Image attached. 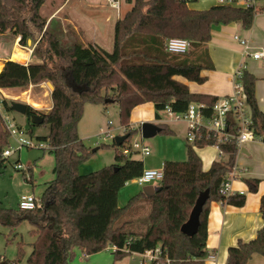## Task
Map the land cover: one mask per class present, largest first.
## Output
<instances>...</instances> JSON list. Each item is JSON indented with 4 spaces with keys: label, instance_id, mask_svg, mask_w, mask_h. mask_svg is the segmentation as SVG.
<instances>
[{
    "label": "trees",
    "instance_id": "1",
    "mask_svg": "<svg viewBox=\"0 0 264 264\" xmlns=\"http://www.w3.org/2000/svg\"><path fill=\"white\" fill-rule=\"evenodd\" d=\"M46 1L0 0V37L10 33L28 45V41H35L44 32L41 45L34 51L40 62H17L21 51L16 50L14 61H6L0 72V89L26 90L45 82L53 85L51 110L42 112L28 105L26 117L31 137L38 126H49V134L36 140L48 143V151L55 158V179L47 183L40 207L35 211L0 207V223L16 233L25 219L33 222L30 235L34 241L29 244L27 264H70L76 249L90 256L107 247L114 252L116 261L160 247L161 256L143 264H205L209 255L206 241L210 205L221 202L242 207L246 203L244 194L225 196L221 192L236 164V143L222 145L226 155L205 171L194 147L213 146L216 137L201 131L194 144H187L185 161L164 163L161 188L152 197L140 193L120 208L121 189L145 171L143 162L122 154V148L140 130L130 126L131 113L140 104H155L157 120L167 106L182 114L192 103H205L208 107L215 104L216 97L192 94L176 78L203 83L206 78L202 72L213 69L206 49L213 26L238 22L249 29L258 11L256 5L218 4L194 10L189 4L196 0H127L132 4L131 10L115 22L114 47L107 51L77 40L65 45L41 15ZM261 1L264 0H255ZM169 38L188 39L190 49L181 55L168 52ZM241 81L252 111V129L264 140V111L255 96L257 78L244 70ZM108 99L119 105V122L128 140L119 147L115 142L112 145L116 154L114 164L82 175L79 168L92 154L78 136L84 105H104ZM11 104L5 99L4 109L13 111ZM35 115L44 118L42 125L33 124ZM159 126V134H173L168 125ZM9 138L0 115L1 166L7 160L3 153L10 145ZM246 182L251 191L257 190L258 180ZM205 192L207 202L196 234L186 235L181 228ZM142 201L148 204H141ZM260 213L263 226L256 237L231 247L227 264H248L255 255L264 258V196ZM25 244L23 240L17 243L18 255L24 253ZM1 264L10 261L4 259Z\"/></svg>",
    "mask_w": 264,
    "mask_h": 264
},
{
    "label": "rangeland",
    "instance_id": "2",
    "mask_svg": "<svg viewBox=\"0 0 264 264\" xmlns=\"http://www.w3.org/2000/svg\"><path fill=\"white\" fill-rule=\"evenodd\" d=\"M197 1L190 4L193 9H196L195 4ZM65 2L66 0H47L41 8V15L47 21L46 26L48 27L49 24L51 26L50 31L57 34L65 45L77 40L86 45L101 44L107 51H112L114 47L115 22L123 18L131 10L132 4H129L127 0H123L122 9L119 13L117 10L114 11L109 7L107 0H72L68 10L71 9L70 11H74L76 14L78 11V6L76 5L84 2L81 4L82 8H80V11L86 13L88 16L85 18L80 16V19L76 18L75 21L77 20V23L73 24V26L71 23H63L62 20L67 17L73 19V14L70 11L66 10L57 15L58 6ZM86 2L95 4L92 7H88ZM51 16L52 18L50 19ZM43 34L44 32L39 34L35 41H28V45H23L20 42V38H14L10 33L2 35L0 37V57L13 58L16 50H20L22 55L19 56V60L16 59L18 62H23L22 64L27 63L28 65L39 63L40 59H38L34 51L35 48L41 45ZM30 51H33V54H30ZM51 86L50 83L45 82L36 87L30 86L26 90L9 89L12 91H5V98L10 103L22 102L36 110L48 112L51 110L52 105ZM84 107V114L78 125V136L83 140L85 146L90 148L92 154L80 166L79 172L82 175H88L115 163V148L112 147L114 140L108 139L99 142L98 136L101 134V130H107L111 123V133L114 137H118L122 133V127L119 122V105L116 103H106L104 105L85 103ZM9 114L20 127L29 130L30 125H28L26 115L15 111H11ZM166 120H171L179 129H184L185 127V123L182 121H176L170 117H167ZM49 131L48 125L38 126L34 129L32 138L36 140L38 136H47ZM166 138L167 136L158 134L151 139H144L138 132L131 137L126 146H131L135 141H140L148 145L153 153L155 150L153 141L155 139L164 141ZM9 141L11 148L16 147L15 141ZM95 149L98 150L93 152ZM6 158V162L2 166L0 165V207L19 210V201L25 194H33L40 200L47 183L55 179L54 156L48 150L23 148L21 152L14 153ZM18 164L23 165L25 169L23 171L17 170L16 166ZM153 183L158 184L160 182L156 181ZM33 228V222L25 219L19 226L15 238L14 235L16 233L11 232L9 227L7 228L0 223V264L4 259L10 261V264H27V258L31 252L29 244L34 241V238L30 235V231ZM21 240L26 244L24 253L20 256L18 255L17 243ZM75 253L76 256L70 264H140L142 259L141 257L128 256L123 258L122 261H116L114 252L109 247L105 251L90 256H87L78 249L75 250ZM19 256L20 259L15 262Z\"/></svg>",
    "mask_w": 264,
    "mask_h": 264
},
{
    "label": "crops",
    "instance_id": "3",
    "mask_svg": "<svg viewBox=\"0 0 264 264\" xmlns=\"http://www.w3.org/2000/svg\"><path fill=\"white\" fill-rule=\"evenodd\" d=\"M72 0H66L57 8L60 15L63 11L69 9ZM84 2L79 3L77 9L78 14L71 12L72 18H64L63 23H77L76 18L80 19L88 17L86 13L80 11ZM88 7H92V2H86ZM218 0H198L195 4L196 9H210L212 6L218 5ZM258 9L253 26L244 29L241 23L233 22L229 25H214L211 33V41L206 45L208 54L210 55L213 69L205 70L202 75L206 78L203 83L190 82L185 78L177 77L176 80L184 83L192 94L205 95L211 98L228 97L234 90L233 75L239 66H243L244 70L250 71L255 75L257 81L255 83V96L261 111H264V58L256 60L252 57V53L264 47V1L256 2ZM190 8L192 6L189 4ZM242 6V5H237ZM73 9V8H72ZM193 9V8H192ZM194 9V10H196ZM52 16L50 17V19ZM50 21V20H49ZM74 26V25H73ZM238 37V39L236 38ZM242 41H247L249 49L245 50ZM102 47L100 45H93ZM105 49V48H104ZM14 61L13 58L0 57V72L6 61ZM23 63V62H21ZM25 64V63H24ZM25 65H28L27 63ZM9 89H4L8 91ZM12 91V90H9ZM6 95V93H5ZM157 110L152 102L140 104L134 107L130 116V126L132 129L140 128L143 123H154L156 125L165 124L172 130L173 134L168 135L162 141L155 139L153 146L155 150L151 155L145 156L136 152L132 155L133 159L141 160L144 164V170L162 169L166 161H185L188 156L187 139H186V123L184 129L179 127L167 117H162V121L156 118ZM139 133L141 134L140 130ZM122 135L119 134V136ZM118 136V137H119ZM115 142V141H114ZM146 145V144H145ZM149 147L148 145H146ZM194 151L201 159L202 168L205 171L210 170L212 164L221 158L220 152L214 146L194 147ZM244 151V152H243ZM236 167H238L239 175L231 183V192L241 193L245 195L246 203L242 207L224 205L221 202H213L210 205L207 221V241L206 249L209 253L205 259V264H227L228 254L231 247H235L239 241L248 242L254 239L258 230L263 226V217L260 213V205L264 196V143L251 142L242 148V152L238 154L236 159ZM258 180L257 190L251 191L246 180ZM121 189L118 196L119 207H124L128 201L140 193H144L146 197H152L156 192H144L147 186L161 188L160 183L147 186H140L134 181L126 183ZM153 194V195H152ZM141 204H148L142 201ZM214 255V258H212ZM142 257L141 254L133 255ZM142 260V259H141ZM248 264H264V258L260 255L253 256Z\"/></svg>",
    "mask_w": 264,
    "mask_h": 264
},
{
    "label": "built area",
    "instance_id": "4",
    "mask_svg": "<svg viewBox=\"0 0 264 264\" xmlns=\"http://www.w3.org/2000/svg\"><path fill=\"white\" fill-rule=\"evenodd\" d=\"M123 0H107L110 8L114 11L117 10L119 13L121 11V5ZM220 5H242V6H255V0H218ZM238 39V37H236ZM187 40L189 42V47L186 51L169 50V44L172 41H183ZM245 50L249 49V44L246 41L241 42ZM191 46V42L184 38H169L166 43V50L172 54H183L186 53ZM33 54V51H30ZM252 57L256 60H263L264 58V47L260 50L252 53ZM238 70L233 75V86L234 90L232 94L228 97H219L215 101V104L208 107L205 103H192L188 107L187 111L182 114L175 113L170 106L160 112V120L162 117H170L176 121H184L186 123V139L189 144H194L197 139H199V133L201 131L215 135L216 142L214 147L220 152L221 157L226 155L225 151L222 150L221 146L227 143H236L237 151L242 152V148L251 142H262L264 143L263 137H259L254 133L252 129V111L247 102V95L245 93L244 85L242 84L241 77L243 75V66H239ZM5 93L0 89V115L2 117L3 125L9 132V140L15 141L16 147L8 148L3 153V157H9L14 153L21 152L23 148L29 149H43L49 150L50 146L48 143L34 140L28 133V130L20 127L15 119L11 117L9 112L4 109ZM162 121V120H161ZM111 126L109 124L108 129L101 130V134L98 136L99 142L106 141L108 139H113L114 137L111 133ZM122 127V126H121ZM122 135H126V130L122 127ZM99 145V143H98ZM139 152L145 156L151 155L150 148L147 147L143 142L135 141L131 146H126L122 148V154L130 156L134 153ZM238 153V154H239ZM234 168L228 173L227 179L223 182L221 192L225 196L232 195L231 192V182L238 177L239 170L238 167ZM17 170L25 169L21 164L16 166ZM164 178V169H152L145 170L144 173L137 177L135 183L140 186H147L153 184V182H161ZM39 199H37L33 194H25L21 197L19 201V209L22 211H35L40 207ZM162 254L160 247H156L154 250H150L142 255V260L140 264L149 263L158 259ZM214 258V255H212Z\"/></svg>",
    "mask_w": 264,
    "mask_h": 264
},
{
    "label": "water",
    "instance_id": "5",
    "mask_svg": "<svg viewBox=\"0 0 264 264\" xmlns=\"http://www.w3.org/2000/svg\"><path fill=\"white\" fill-rule=\"evenodd\" d=\"M51 87L53 90V85ZM106 103H112V100L108 99L106 100ZM27 107L28 105L22 102L21 103L13 102L11 104V109H13V111L19 114H24V115H26L27 113V110H28ZM43 122H44V118L42 116L35 115L33 117V124H35L36 126L42 125ZM140 132H141V136L144 139H151L152 137L158 135L161 132V127L154 123H143L140 126ZM127 140H128L127 135H120L119 137H116L115 143L117 147H119V146H122ZM97 150L98 149H95L93 152ZM158 190L159 188H154V186L153 187L147 186L144 188V192L146 194H148L149 191L156 192ZM207 197H208V192H205V193H202V195L197 199L198 201L189 215L190 217L189 220L181 228L182 233H185L186 235L188 234L190 236L196 234L195 232L197 231L199 224H200V218H201L200 215L202 213L205 203L207 202Z\"/></svg>",
    "mask_w": 264,
    "mask_h": 264
},
{
    "label": "clouds",
    "instance_id": "6",
    "mask_svg": "<svg viewBox=\"0 0 264 264\" xmlns=\"http://www.w3.org/2000/svg\"><path fill=\"white\" fill-rule=\"evenodd\" d=\"M189 47V42L187 40L183 41H172L169 44V50H178V51H186Z\"/></svg>",
    "mask_w": 264,
    "mask_h": 264
},
{
    "label": "bare ground",
    "instance_id": "7",
    "mask_svg": "<svg viewBox=\"0 0 264 264\" xmlns=\"http://www.w3.org/2000/svg\"><path fill=\"white\" fill-rule=\"evenodd\" d=\"M22 55V53L20 54V56ZM14 60V59H13ZM18 60H19V58H18ZM18 62V61H17Z\"/></svg>",
    "mask_w": 264,
    "mask_h": 264
}]
</instances>
